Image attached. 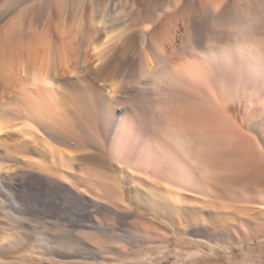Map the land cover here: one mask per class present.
Returning a JSON list of instances; mask_svg holds the SVG:
<instances>
[{"label":"bare ground","instance_id":"bare-ground-1","mask_svg":"<svg viewBox=\"0 0 264 264\" xmlns=\"http://www.w3.org/2000/svg\"><path fill=\"white\" fill-rule=\"evenodd\" d=\"M48 1L53 43L37 31ZM83 1L39 0L0 33L3 217L18 226L21 206L45 216L67 211L72 203L55 202L64 193L91 208L77 217L98 230L107 218L97 213L112 203L129 215L132 240L165 241L176 230L181 246L187 227H214L215 212L236 227L264 214V41L254 40L264 0H142L135 34L113 26L112 0H91L86 11ZM153 7L169 9L157 25L149 23ZM203 34L230 45L205 58L177 54ZM235 100L244 103L240 124L227 108ZM75 236L95 247L94 235Z\"/></svg>","mask_w":264,"mask_h":264},{"label":"rangeland","instance_id":"rangeland-1","mask_svg":"<svg viewBox=\"0 0 264 264\" xmlns=\"http://www.w3.org/2000/svg\"><path fill=\"white\" fill-rule=\"evenodd\" d=\"M38 1L39 0H0V33L7 27L13 18H16L23 8L34 5V3L35 7L37 6L36 4L39 3ZM90 1L91 0L83 1L85 11L88 9ZM109 4L110 10L113 11V26L119 27V30L123 28H128L127 30H137L138 28L139 31L140 28H142L147 12V8L142 4V0H112ZM46 7H48L47 13L43 17L42 23L37 31L39 34L44 35V39L48 40V42H54L58 39V35L53 25L52 6L49 1ZM98 7L99 9L103 8L102 5ZM155 8L156 7H153L151 9L149 23L151 22L157 25L155 21L163 19L168 14L169 9H163L162 11V8H158L161 9L160 11L156 8L157 11H154ZM49 23L51 24L49 25ZM230 29L231 34L235 35V28ZM136 30L129 33L135 34ZM231 37L233 38L234 36ZM104 39L102 38V40ZM254 40L264 41L263 29L256 32ZM230 41V39L220 40L215 36L203 34L199 40L194 43L189 41L185 44L182 50L177 54L197 55L200 58H205L207 54L215 52L224 54L223 50L225 52L228 45H230ZM91 53L92 52H89V54ZM88 58H91V56ZM107 93L111 94V90H108ZM243 105V102L235 100L229 103L227 107L232 119L239 124L242 123L244 117ZM21 111L23 110L17 108V116H19L17 118L20 120L23 115ZM18 127V125L9 126L7 130L12 132L17 130ZM57 128L61 129L64 133H69L65 127H61V123L57 124ZM2 130L3 129L0 131ZM5 130H3L2 133H4ZM35 142L36 139H33V143ZM6 164L10 166L11 162L8 161ZM6 189L10 192L9 186L4 188V190ZM14 190L15 189H11L12 192H14ZM63 195L66 196V194L63 193L62 196H60V202L57 199L55 202H57L59 209L66 208V206L72 203L73 208L67 209L68 212L62 211L54 215L45 216L43 213L38 214L32 210L28 212L21 206L22 209L19 207L18 210L22 223L15 226L12 222L3 217L4 214L9 211V205L7 203H1L4 196L0 194L1 264H264V214H251L249 217L251 222L249 221L245 226L236 227L228 225L224 218H218L215 212V215L213 213L215 218L211 219L215 225L214 227L208 226L207 222H204L205 225L202 230L199 231H195L192 227H187L186 230L189 233L186 237V241L182 242L183 245L180 244L181 246H177L176 239H173L176 230L173 231V235L169 233L168 239L165 241H154V243H149L140 240H132V238L128 237L125 233L127 223L130 221L129 215L123 211L116 210L115 205L112 203L111 206L110 203L105 204L103 210L97 213L100 217L107 218V221L102 225V229L98 230L95 222H89L77 217V215L82 212H87L91 208L82 202L76 201L77 203H74V201L66 199ZM218 199H220V197H218ZM49 200L48 197H45V201ZM133 211L136 214L142 213L146 218L153 219L151 214L140 211V209L136 207H134ZM17 213L16 211L14 215ZM154 220L156 223L163 222L161 218H154ZM69 222H73L74 224H70ZM253 224H256L258 228L255 229ZM259 224H261V226ZM3 228L5 229V237L8 238V243H1L4 238V233L1 230ZM45 230H50L52 232L57 231L60 234L55 237H44L42 233ZM9 233L12 234L9 235ZM78 233L94 235L97 238L96 241L95 239L93 240L95 247L81 245L80 241L75 236ZM3 247L5 250L9 247V250L7 249L5 251Z\"/></svg>","mask_w":264,"mask_h":264}]
</instances>
